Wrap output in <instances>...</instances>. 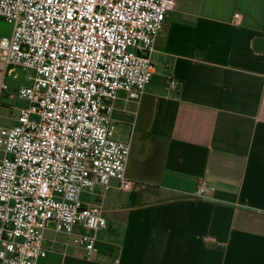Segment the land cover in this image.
I'll use <instances>...</instances> for the list:
<instances>
[{"label": "crops", "instance_id": "0c3cea01", "mask_svg": "<svg viewBox=\"0 0 264 264\" xmlns=\"http://www.w3.org/2000/svg\"><path fill=\"white\" fill-rule=\"evenodd\" d=\"M176 1L141 101L116 102L117 136L133 133L127 175L142 188L113 180L103 197L98 246L112 250L88 260L63 234L39 264H264V0ZM11 32L0 18V39ZM25 77L0 61V119L13 125ZM206 185L213 194L196 196Z\"/></svg>", "mask_w": 264, "mask_h": 264}, {"label": "built area", "instance_id": "2783aa9c", "mask_svg": "<svg viewBox=\"0 0 264 264\" xmlns=\"http://www.w3.org/2000/svg\"><path fill=\"white\" fill-rule=\"evenodd\" d=\"M176 0H0L12 32L0 39V61L31 70L17 96L28 103L16 123L0 126V264H39L52 222L93 259L108 229L103 197L133 193L127 175L133 133L115 138L120 94L140 102L155 66L152 54ZM234 14L233 22L241 23ZM177 81L169 80L175 88ZM102 187L85 204L84 191ZM199 186L195 195H212ZM57 243L56 238L52 240ZM118 262V260H115Z\"/></svg>", "mask_w": 264, "mask_h": 264}, {"label": "rangeland", "instance_id": "374dc122", "mask_svg": "<svg viewBox=\"0 0 264 264\" xmlns=\"http://www.w3.org/2000/svg\"><path fill=\"white\" fill-rule=\"evenodd\" d=\"M19 72L21 73V75L23 76V77H25V76H32L33 75V72L31 71V70H27V69H23V68H21V67H19ZM26 78V77H25ZM25 83H28V81H25ZM28 84H30V83H28ZM17 95V94H16ZM18 97V96H17ZM28 105V103L26 102V101H24V100H21L20 101V106H19V108H17V109H20V108H22V107H26ZM17 114H18V112H17ZM0 123H2V124H4V125H6V127H9V126H12L13 124H12V121L11 120H1L0 119ZM124 132V130H123V128L120 130V128L118 127V125H116L115 124V138H119L118 136H117V134L118 133H123ZM119 139H121L122 140V138H119ZM54 224L52 223V222H50L49 223V229L46 231V238L47 239H54L55 237L56 238H63V234H56L55 232H54V230H53V228H54ZM103 230H106V229H103ZM101 231V230H100ZM99 231V232H100ZM98 235H99V233H98ZM65 239V238H64ZM47 242V241H46Z\"/></svg>", "mask_w": 264, "mask_h": 264}, {"label": "trees", "instance_id": "16d2710c", "mask_svg": "<svg viewBox=\"0 0 264 264\" xmlns=\"http://www.w3.org/2000/svg\"><path fill=\"white\" fill-rule=\"evenodd\" d=\"M99 246H100L101 249L112 250V247L111 246H102L100 244H99Z\"/></svg>", "mask_w": 264, "mask_h": 264}]
</instances>
